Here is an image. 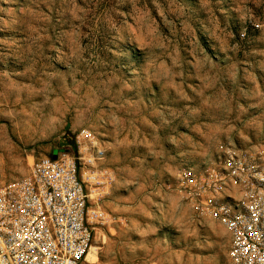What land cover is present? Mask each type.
<instances>
[{
	"label": "rangeland",
	"instance_id": "1",
	"mask_svg": "<svg viewBox=\"0 0 264 264\" xmlns=\"http://www.w3.org/2000/svg\"><path fill=\"white\" fill-rule=\"evenodd\" d=\"M115 174L95 264H233L178 172L221 143L264 148V0H0V175L77 148Z\"/></svg>",
	"mask_w": 264,
	"mask_h": 264
},
{
	"label": "built area",
	"instance_id": "2",
	"mask_svg": "<svg viewBox=\"0 0 264 264\" xmlns=\"http://www.w3.org/2000/svg\"><path fill=\"white\" fill-rule=\"evenodd\" d=\"M76 143L34 158L25 176L0 175V264H95L97 230L114 220L101 194L115 174L93 130H80ZM178 186L196 219L229 231L233 264H264V148L227 140L200 169L183 167Z\"/></svg>",
	"mask_w": 264,
	"mask_h": 264
},
{
	"label": "bare ground",
	"instance_id": "3",
	"mask_svg": "<svg viewBox=\"0 0 264 264\" xmlns=\"http://www.w3.org/2000/svg\"><path fill=\"white\" fill-rule=\"evenodd\" d=\"M95 255H96V253H95V251H93V249H92V251H91V256H92L93 261H95V259H94ZM95 263H96V261H95Z\"/></svg>",
	"mask_w": 264,
	"mask_h": 264
},
{
	"label": "water",
	"instance_id": "4",
	"mask_svg": "<svg viewBox=\"0 0 264 264\" xmlns=\"http://www.w3.org/2000/svg\"><path fill=\"white\" fill-rule=\"evenodd\" d=\"M54 157H56V155H54Z\"/></svg>",
	"mask_w": 264,
	"mask_h": 264
}]
</instances>
